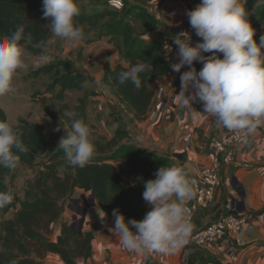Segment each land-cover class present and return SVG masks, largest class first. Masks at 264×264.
Listing matches in <instances>:
<instances>
[{
    "label": "clouds",
    "instance_id": "1",
    "mask_svg": "<svg viewBox=\"0 0 264 264\" xmlns=\"http://www.w3.org/2000/svg\"><path fill=\"white\" fill-rule=\"evenodd\" d=\"M42 11L43 18L50 20L47 28L51 35L40 41L38 47L47 49L56 43V38L69 46L82 41L83 30L75 23L80 15L77 0H42ZM248 15L242 0H201L186 12L200 42L192 46L191 37L185 32L175 36L178 63L171 64V68L177 73L185 66L190 69L181 73L180 91L175 95L181 109L194 117H214L219 128L251 134L264 124V36L257 44ZM26 28L20 23L10 34L0 35V96L14 90L17 71L28 67L21 43L31 39L30 32L25 34ZM51 60L50 55L42 52L37 63ZM194 62L203 65L199 72ZM144 69L141 61L121 71L118 82H131L139 89L138 74ZM197 102L202 104L203 113L194 110L193 104ZM60 130V126L55 129ZM13 149L24 151L20 134L7 121H0V168L9 171L15 168L19 156ZM57 149L63 151L69 166L84 167L95 151L88 125L82 119H74L71 129L59 139ZM154 175L155 179L144 182L142 194L152 210L142 220L131 219L126 223L119 209H113L109 232L130 251L172 254L187 243L192 231L185 203L192 198L193 188L185 171L175 165L160 167ZM9 179L6 176L3 183L7 185ZM13 200L11 191H0V209Z\"/></svg>",
    "mask_w": 264,
    "mask_h": 264
},
{
    "label": "trees",
    "instance_id": "2",
    "mask_svg": "<svg viewBox=\"0 0 264 264\" xmlns=\"http://www.w3.org/2000/svg\"><path fill=\"white\" fill-rule=\"evenodd\" d=\"M83 1V4L77 2L80 15L75 18V23L88 36H91L90 33H94L92 35H96V38L103 35H109L111 38L119 37L121 39L119 46L121 58L127 62L126 66L117 64L113 69L106 65L98 82V87L115 99V105L122 107L121 109L131 114L134 119L140 120L145 117L150 105L151 85L169 73V65L163 58V43L156 39L146 41L143 39L144 32L135 30L132 23L126 19L127 10L123 12L124 7L128 6L127 9L133 7L135 10L138 7L133 5L138 4L139 0H134L136 3L131 6L128 5L126 0H122L123 7L120 11L108 9L109 0ZM243 4L248 11V20L252 27L254 29L264 27V0H243ZM120 12H123L122 16L112 23L102 25L98 29L88 27L93 23V20L102 19L103 17L116 18ZM143 12L144 16H137L135 19L146 21L148 18L145 11ZM32 14H36L38 18L31 19L29 16ZM46 21L47 19L43 18L42 0H0V35L10 34L17 24L27 25L25 34L27 35L30 32L31 39L21 41V43L34 56L39 57L42 52L48 54L45 49L37 46L40 41L46 40L51 35L50 31L44 28ZM156 24H158L157 21L148 20V26H155ZM261 36H264V33L255 34L253 37L257 44L260 43ZM90 41H93V39L87 40V42ZM141 61L145 64L144 71L138 74L141 87L136 89L131 82L120 84L117 79L118 74ZM58 67L64 70L53 83V86L60 87L58 97L61 98L64 92L72 89L81 93L74 109V118L82 119L86 123L87 101L90 97L100 94L99 91L91 92L88 90L87 83H90V85L97 84L93 79L80 73H74L73 65L68 61H58L55 64L45 65L30 73L29 76L46 74ZM77 80H80L81 83H75ZM0 121H6V115L2 109H0ZM116 122L118 124V121ZM13 128L20 134L24 147V151L13 149L19 156L17 163L26 168L39 166L40 164L36 162L37 158L47 157L51 146L44 125L18 119ZM129 136V131L126 133L118 127L110 140L115 150L103 155L92 156L84 167H73L71 173L66 174L61 185H59V188L62 187L61 195L71 194L75 189L83 190L93 195L96 206L103 214L112 217L113 209H119L127 223L131 219L142 220L148 212V203L144 201L142 196L145 190L144 182L155 179L154 173L160 167L175 165L182 168L187 174V178H189L187 171L178 163L170 160L169 157L142 153L131 144H123L122 141L129 140ZM118 143L121 144L118 146ZM61 156H64V153L58 149L48 160L52 162ZM44 170L46 169L36 174L24 191V199L19 203L17 217L52 205L50 196L53 195L52 193L57 186L55 183L52 185L48 183ZM6 176L10 177L7 185L3 183ZM16 177L13 170L0 168V191H9ZM14 207L15 204L12 202L0 209V248H5L11 253L7 256L0 252V264H37L29 258V246L20 236L18 220L13 224H6L2 220V217ZM61 231L62 235L58 238L57 244L45 247L49 253L62 257L64 264H75L67 249L81 239V234L67 225H64ZM29 237L31 240L41 243L36 236L30 234ZM85 239L90 244L91 250L92 233L87 232ZM146 264L155 263L148 260ZM185 264L220 263L203 250L187 247V261Z\"/></svg>",
    "mask_w": 264,
    "mask_h": 264
},
{
    "label": "crops",
    "instance_id": "3",
    "mask_svg": "<svg viewBox=\"0 0 264 264\" xmlns=\"http://www.w3.org/2000/svg\"><path fill=\"white\" fill-rule=\"evenodd\" d=\"M195 1L139 0V3L144 5L148 18L146 21L135 20L140 32H144L143 39L146 41L156 39L163 43L173 41L175 36L185 32L191 37L192 46H195L200 42V38L196 36L186 16L188 10L195 8ZM122 2V0H109L108 9L120 11ZM149 19L157 21L158 24L148 26ZM254 30L256 34L264 33V27ZM90 34L91 36H88L83 31L82 41L71 46L67 44L66 49L82 48L77 54H73V62L76 63L80 58L87 61V65L83 68L89 78L98 85L106 65L113 69L117 64L126 66L127 62L121 58L119 37L111 38L109 35H103L96 38V35H92L94 33ZM88 39L93 41L87 42ZM67 52L65 50L63 54ZM220 58H223L222 54ZM193 66L197 69L203 67L199 62H194ZM180 86L181 83L174 82L169 75L151 85L152 97L147 113L144 118L134 120L128 128L130 139L125 140L123 144H131L142 153L167 156L191 175L198 169L210 166L208 143L219 137L226 128L217 127L214 117L200 116L195 130L188 131L185 125L188 123L189 115L175 100ZM98 91L100 94L90 97L87 102V121L91 125L96 124L106 136L112 137L119 126L116 121L114 126L113 121L108 118L107 111L114 107L116 101L102 88L98 87ZM199 104V112L203 113L202 104ZM92 108L95 110L94 115ZM137 137L141 140L137 141ZM262 170H264V136H257L235 151L233 162L220 171L221 183L214 193L212 204L195 213L194 230L206 227L225 214L246 218L243 229L237 237L238 242L225 239L222 243L203 250L220 264H264V171ZM192 200L193 196L185 204ZM150 210L152 205L148 204L147 211ZM82 213L86 233H92V241L88 257L78 264H146L148 260L155 264H185L187 261V248L184 246L172 254L137 252L123 248L118 239L109 232V228L113 226V218L103 214L96 203L93 206L91 199L90 206Z\"/></svg>",
    "mask_w": 264,
    "mask_h": 264
},
{
    "label": "rangeland",
    "instance_id": "4",
    "mask_svg": "<svg viewBox=\"0 0 264 264\" xmlns=\"http://www.w3.org/2000/svg\"><path fill=\"white\" fill-rule=\"evenodd\" d=\"M126 1L129 6L136 3L134 0ZM77 2L80 4L84 3L83 0H77ZM133 6H137L138 8L135 10L133 7L127 9L128 6H125L123 12L127 10L126 19L132 23L135 30H139V25L135 22V18L137 16H144V5L138 3ZM122 13L120 12L116 18L109 19L103 17L102 19L93 20V23L88 27L98 29V27H101L102 25H107L116 21L118 17L122 16ZM29 17L31 19L38 18L36 14H32ZM49 23L50 20L47 19L44 28L48 29L47 25ZM66 47L67 44L63 40L56 38V43L45 49L52 57V60L46 64H38V56L32 55L23 45L24 59L28 67L17 71L13 79L14 90L4 96H0V109L4 111L6 121L12 127L16 125L18 119L40 123L44 125L48 134V139L51 143L47 157L37 158L36 162L40 164L39 166L26 168L17 163L15 168L12 169L17 177L9 191L14 194V200L12 202H14L15 207L2 217V220L6 224H13L18 220L20 236L29 246V258L37 264H64L62 257L49 253L45 247L57 244L58 238L62 235L61 229L64 225H67L74 231H79L81 234V239L67 249L75 264H78L83 259L87 258L90 251V244L87 243L85 239L86 226H84L85 222L82 217V212L90 206L89 193L75 189L71 194L62 196V187L59 188V185H61L65 175L71 173L73 167L67 164L64 156H61L52 162H49L48 160V158L58 150L57 145L59 139L65 135V132L71 129V123L75 119L74 109L81 93L72 89L64 92L61 98L58 97L60 94V87L53 86V83L56 81V77L60 76L64 71L60 67L55 68L46 74L29 76L30 73L45 65L55 64L58 61H68L72 63L74 73H80L89 77L87 71L83 68L87 65V61L85 62L80 58L76 63L73 62V54H77L82 48L78 47L68 50ZM65 50L68 52L63 54ZM75 83L81 82L80 80H77ZM87 85L89 86V91H98L97 84L90 85V83H87ZM93 108L92 114L94 115L95 110ZM107 113L108 118L113 121L114 126H116L114 121H118V126L124 132L128 133V128L135 120L131 114L125 112L117 105H114V107L107 111ZM86 124L90 129L91 139L95 145L93 156L97 154L103 155L115 150L110 143L112 137L109 135L106 136L105 133L101 132L96 124L91 125L88 121H86ZM59 126L61 130L55 131ZM120 144L118 143V146ZM42 164L43 166H41ZM43 169H46L44 172L46 179H48V183L50 185L55 183L57 186L52 193L53 195L50 196L52 205L17 217L19 203L24 199V191L33 181L36 174L43 171ZM30 234L36 236L42 244L31 240L29 237ZM0 252L7 256L11 255V253L5 248H0Z\"/></svg>",
    "mask_w": 264,
    "mask_h": 264
},
{
    "label": "built area",
    "instance_id": "5",
    "mask_svg": "<svg viewBox=\"0 0 264 264\" xmlns=\"http://www.w3.org/2000/svg\"><path fill=\"white\" fill-rule=\"evenodd\" d=\"M200 2L201 0H196L195 7ZM163 49L164 61L169 65L168 75L173 78L174 82L181 83V73L190 69L185 66L181 69L180 73L172 70L171 64L178 63V46L175 45L173 41H166L163 42ZM196 70L199 72L201 69L196 68ZM193 108L199 112L200 104L198 102L194 103ZM187 113L189 115V120L185 128L192 132L197 127L198 117H194L188 111ZM257 136H264V124L259 125L255 132L251 134L246 133V131H230L226 129L219 137L209 141L208 151L211 157L210 166L198 169L193 174L189 175L188 178L193 188V200L185 204V207L187 209V218L192 225V231L187 243L183 245L184 247H194L204 250L211 245L222 243L225 239L238 242L237 237L243 229L246 218L234 214H225L206 227L194 230V217L199 209H206L212 204L214 193L221 183L220 171L224 166H228L233 162L235 151Z\"/></svg>",
    "mask_w": 264,
    "mask_h": 264
},
{
    "label": "water",
    "instance_id": "6",
    "mask_svg": "<svg viewBox=\"0 0 264 264\" xmlns=\"http://www.w3.org/2000/svg\"><path fill=\"white\" fill-rule=\"evenodd\" d=\"M90 199H91V201H92V205L94 206L95 203H94V198H93V195H92V194H90ZM78 232H79V231H78Z\"/></svg>",
    "mask_w": 264,
    "mask_h": 264
}]
</instances>
